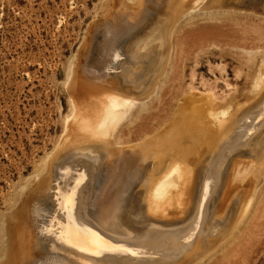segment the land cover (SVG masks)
<instances>
[{"label": "bare ground", "instance_id": "obj_1", "mask_svg": "<svg viewBox=\"0 0 264 264\" xmlns=\"http://www.w3.org/2000/svg\"><path fill=\"white\" fill-rule=\"evenodd\" d=\"M161 1L145 0L142 1V5L138 4L139 7L133 6L136 9L133 11L135 18L130 15L135 19L133 21L129 20V16L126 18L122 12L117 13L114 24L110 25L106 23L107 21L98 24L91 37L89 36V47L81 61L82 65L80 64L83 68L81 72L86 79L83 78V81H77L75 85H71L72 88L70 87L75 95H73L74 102L70 103L72 104L69 111L70 118L66 117L67 120H64V127L67 128L64 134H70L68 130L75 133L72 134L76 135L75 140L65 134L66 139L69 137V143L94 140V143L86 142L87 144L78 146L77 149L92 152V159L96 160L95 167L91 171L87 168L85 176L80 179V186L84 189L83 194L82 191L80 192L81 198L76 197L74 193H64V190H61V194L64 193L60 201L63 214L59 209L62 219H57L60 221L58 225L54 224L55 217L59 216L56 214L58 212L51 211L54 208L50 209L49 202L43 199L46 196L38 197L39 200L37 198V201L31 204L29 217L32 222L30 231L32 239L34 238L33 242L31 240V245H28L29 242L25 241L27 235L24 232L20 235L15 231L17 233L13 238L11 237V249L5 264H172L184 255V252H189L206 212L208 214L206 226L202 228L204 235H216L220 230H224L229 220L234 218L229 233L225 234L227 236L222 240L223 244L220 243L224 248V244H227L239 231L237 227L239 220L241 223V217L250 202L259 198L256 188L258 189L261 182L264 184V21L255 23L256 15H243L230 10L226 13L223 10L225 6H243V0L206 1L212 8L214 6L218 9L220 6L219 11L215 10L213 13L210 11L209 15V12H206L208 20L206 17L204 20L217 23H209L207 32L212 33L210 38L230 40L229 43L224 42L231 45L228 47L231 49L228 54L233 55L238 64L246 65L242 84L248 86L245 87L244 92L240 93L239 90L240 94H238L241 95L239 98L236 95H231L228 99L223 98L225 96L220 98L210 87L205 94L203 93L204 95L201 94V98L200 96L195 98V95L194 98L181 96L182 100L180 98L181 101L179 100L173 111L170 110L162 118L160 124L164 123L163 125H154L153 121L149 130L141 125L135 128L138 119H143V114L148 113H146L148 107L137 106L139 104L136 95L141 94L145 89L143 86L147 85L149 76L156 73L163 51V43L159 44L160 29L164 27L161 26L152 32L148 30L150 34L146 33L147 36L144 38H139L142 36L140 32L145 29V22L149 21L146 18L152 16L151 5H158ZM198 3L201 4V0H194L192 4ZM184 7L183 0H167L164 12L165 16L166 14L170 16L166 25L171 23V15L175 18L179 13L181 14ZM119 10L131 11L125 7ZM260 11L264 12V7ZM238 31L241 33L239 34ZM225 55H227L226 51L219 54L220 57ZM219 66L223 64L217 67ZM235 73L233 72L236 78L240 77L239 72L236 73L237 76ZM164 74L166 75L167 72L152 84L153 87L156 84L155 89L158 92L156 94H159L160 89L162 90L160 83L166 80ZM191 87L192 85L188 88ZM145 97L143 95V98ZM241 98L246 105L240 104L238 100ZM206 116H209L208 119L212 118L213 127L209 125L210 121L204 120ZM150 118V116L145 117L144 121ZM71 122L72 129L69 128ZM158 126L161 128L160 131L144 138ZM110 137L117 145L109 144L110 139L107 138ZM136 138L141 140L134 144L129 142ZM104 142H108L110 147H105L107 144ZM66 146L54 160H59L61 157L64 160L71 152L75 153L71 146L67 149ZM234 149L238 150L239 154H246L243 156L247 165H241L242 159L237 160L231 154ZM58 160L57 162L61 163V160L60 162ZM57 166L59 165L54 167L57 169ZM53 171L54 169L52 174ZM249 172L252 177L243 183ZM70 176L73 179V175ZM54 182L50 184L54 185ZM57 184L58 182L56 186ZM68 186L72 187V184ZM256 193L259 196L255 197ZM55 198L53 197V200ZM53 200L51 201L50 198L49 201L53 203ZM130 201L133 202L136 210L134 216L130 218L135 217L139 220L161 217L165 220L166 216L171 215L173 218L168 217V220H173L179 215L184 224L174 226L172 229H164L161 222L155 221L157 225L150 224L146 229L153 230L151 233H130L132 231L126 230L121 223ZM207 204L208 211H206ZM150 221L148 223H154V220ZM166 223L175 222L166 221ZM26 227L29 229V223ZM204 235L199 249L205 248ZM215 242L216 240L213 244ZM82 248L85 250L82 251ZM97 251L99 255L94 254ZM212 251L213 249L209 255ZM206 252L202 256L208 255ZM202 256L190 255L186 260L190 261L191 258L196 257L189 263L195 264L205 258ZM179 261L174 264L188 263V261L182 263L181 260Z\"/></svg>", "mask_w": 264, "mask_h": 264}, {"label": "rangeland", "instance_id": "obj_2", "mask_svg": "<svg viewBox=\"0 0 264 264\" xmlns=\"http://www.w3.org/2000/svg\"><path fill=\"white\" fill-rule=\"evenodd\" d=\"M142 1L145 0H0V258L3 256L2 260L0 259V264H5L8 260L12 242L11 237L13 238L15 233H17L15 231H18L20 235L25 233L28 236V239L26 236L25 240L29 242L28 245H31V240L33 242L34 238L32 239L30 231L32 230V222L29 212L32 209L31 204L38 197L43 198L46 196L43 199L49 202L50 209L54 208L51 211L57 210L56 212L58 213L56 214L59 216L55 217V222H57H54V224L60 223L57 220L58 218L62 219L60 214L63 211L60 208V201L65 192L74 193L76 197L81 198L84 189L80 186V179L85 176L87 168L91 171L95 167L96 160L92 159V152L86 149H77L78 146H83L88 142L94 143V140H90L91 142L84 140L85 143L83 140L73 141L72 139L75 140L74 137L76 135L73 136L75 133H71L72 130H68L70 134H65L66 136L70 135L72 137L70 142H73L69 143V137L67 139L65 137L64 131L67 132V128L65 129L64 127V120H67L66 117L70 118L69 111L72 106L70 103L74 102L73 95H75L70 90V87L71 85H75L77 81H83V78L86 79V76L81 72L83 69L81 61H83V56L87 52L90 42L89 38L93 30L97 28L96 26L106 21L110 25L114 24L115 22L113 21L116 20L115 14L117 15V13L121 12L126 18L129 16L130 21L135 20V16L133 15V11L136 10L135 5H142ZM162 1L158 5H151L150 8L152 10L150 12L152 13L150 15L152 16L151 18L150 16L146 18L149 21L145 22V29L140 32L142 36L139 38H144L147 34H150V30L152 32V30L156 31L161 26L164 27L160 29V36L163 39L159 38V44L163 43V51L156 73L149 76L150 79H147V85L143 86L145 89L141 94L136 95L139 104L137 106L148 107L146 111L148 113L143 114V119H138L135 128L141 125L144 129L149 130L153 121L154 125H163L164 123L160 124L163 120L162 118L170 110L173 111L180 98L182 100V97L194 98L193 95H195V98L199 96L201 98L210 87L211 89L213 88V93L220 98L225 96L223 98L228 99L231 95H236L239 98L241 96L239 94L244 92L245 87L248 86L242 84L246 73V65L238 64L239 62L235 57L228 54V51L231 50L228 47H231V45L224 42L229 43L230 40L210 38V34L212 33L208 34L209 31L207 32V28L210 27L208 26L209 23H217L212 20L211 22L207 21L206 12H209V15L210 11L211 13L215 10L219 11L220 6H218V9L214 8V6L212 8L211 5L207 4L208 0H201V4H199L200 2L192 4L194 0H183L185 7L181 10V14L179 13L175 17L176 20L171 15L170 20L172 19V21L166 25L170 15L166 14L165 16L164 8L167 5V0ZM204 2L205 4H203ZM133 6L135 7L133 8ZM124 7L125 9L129 8L131 11L125 12L119 10ZM263 7L264 0H243V6H225L224 9L222 7L221 9L226 13L230 10V12L243 13V15H256L257 21H254L256 23L264 21V12L260 11ZM197 9L199 10L197 11ZM131 17L133 18L132 20ZM205 17L207 20H204ZM238 33L240 34L241 32L238 31ZM222 47L227 52V55L224 57L219 56L221 52H225L221 49ZM168 64H170L169 67ZM219 64H223V66L217 67ZM240 66L243 67L240 68ZM222 67L224 68L222 69ZM239 68L243 71L242 75L240 74L241 71L238 70ZM164 72H167L168 76L164 74L166 80L160 83L162 90L160 89L159 94H156V84H154V87L152 84L153 82L156 83L157 78H160ZM233 72H236L240 77L235 73L236 78ZM74 73H78L79 76ZM113 77L112 79H114ZM215 77L217 80H215ZM234 84L235 87H233ZM191 85L192 87L189 89L188 87ZM214 88L216 89L214 90ZM187 90H189L188 93ZM182 92H184V96L181 95ZM143 95L146 97L143 98ZM201 101L203 102V100ZM201 101L199 102L201 103ZM238 101L241 105H246L243 98ZM149 116L151 118L144 121V118H149ZM208 117L206 116L204 120L210 121L209 125L211 124L210 126L213 127L214 124L211 123L213 120L212 118L208 119ZM141 121H143V124H141ZM71 127H73L72 122L69 123V128ZM160 129L158 126L156 130L146 134L144 138L152 136L160 131ZM145 132L147 131L145 130ZM109 139L110 145H117L114 143L112 137L107 138V140ZM140 140L136 138L129 142L134 144ZM96 142L100 143L99 140H96ZM105 144H107L105 147L109 146L108 142ZM65 146L66 149L71 146L72 151L75 150V153L70 151L69 157L64 160L62 157L59 160L57 159L59 162L62 159L61 163H58L54 159L64 150ZM237 151L234 149V151H231V154L237 160L242 159L241 165H247L244 161L246 158L243 156L246 154H239V151ZM57 164L59 166L56 169L54 166ZM53 169L54 175L52 174ZM55 171L56 173H54ZM248 174V176H245L244 182L242 181L243 183L252 177L251 172ZM70 175H73V179L70 178L72 177ZM69 179L74 180L73 182L76 185ZM53 182L54 185H51ZM48 184L50 186H47ZM69 184H72V187L68 186ZM260 184L258 189L256 188V192H259L261 197L257 193L255 194V197L259 196V198L254 200L255 202H250L249 207H247L244 215L241 217L242 224L240 223L241 220H239L237 226L239 227V231L235 233L237 237L235 236L229 240L231 244L229 242H227V244L229 243L228 245L224 244L225 249L223 246H220V243L221 245L223 244L222 240L227 236L225 234L229 233L230 227L235 221L234 218L229 220L224 230H220L216 235H204L202 228L206 226L208 215L206 212L203 216L202 226L197 232L198 235L196 234L195 241L193 240L194 246L191 245L192 247L188 250L189 252H184V255L178 258L181 260V263L188 261L185 264H189L196 257L191 258L192 260L189 261L186 260L188 256L195 254L202 256L208 251V253L206 252L208 255L202 256L205 258L200 259L201 262L197 261L198 264H264V184ZM44 188L45 191L52 190L53 192L49 191L51 193H45V191L43 192ZM61 190H64V193L62 192L61 194ZM81 191L82 194H80ZM48 195L49 197H47ZM56 195H60L61 199L60 196L57 197ZM53 197L56 198L53 200ZM50 198L51 201L53 200V203L49 201ZM55 200L56 202H54ZM131 201L127 212L121 219L123 227H126V230L129 232L132 231L130 233H151L153 230L146 229L149 228L150 224L157 225L155 221L161 222L164 229H172L174 226L184 224V221L180 220L179 215L175 216L174 218L176 219L173 220H168L169 218H173L171 215L164 218L165 220L167 219L166 221L175 222L173 224L166 223L161 217H157V219L140 218L139 220L135 217L130 218L136 212ZM208 204L206 211L209 208ZM59 209L61 213H59ZM248 212L250 214H246ZM56 214L55 216H57ZM245 214L249 216L246 218ZM150 220H154L155 224L148 223ZM28 223L30 225L29 229L26 227ZM240 226L242 227L240 228ZM203 235L206 237V243L204 242L205 248L199 249ZM215 240L216 244H213ZM109 242L115 244L114 242ZM212 249L213 251L209 255ZM178 259L174 263H179Z\"/></svg>", "mask_w": 264, "mask_h": 264}, {"label": "snow or ice", "instance_id": "obj_3", "mask_svg": "<svg viewBox=\"0 0 264 264\" xmlns=\"http://www.w3.org/2000/svg\"><path fill=\"white\" fill-rule=\"evenodd\" d=\"M69 199H71V197H70ZM81 250L83 251V250H85V249L82 248ZM94 254L99 255V252L97 251V252L94 253Z\"/></svg>", "mask_w": 264, "mask_h": 264}]
</instances>
